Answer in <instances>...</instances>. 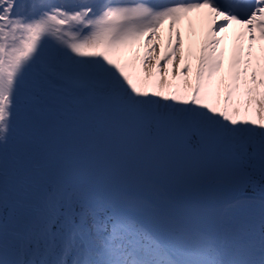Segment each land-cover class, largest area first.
I'll return each instance as SVG.
<instances>
[{"label":"snow or ice","instance_id":"1","mask_svg":"<svg viewBox=\"0 0 264 264\" xmlns=\"http://www.w3.org/2000/svg\"><path fill=\"white\" fill-rule=\"evenodd\" d=\"M0 264H264V0H0Z\"/></svg>","mask_w":264,"mask_h":264},{"label":"rangeland","instance_id":"2","mask_svg":"<svg viewBox=\"0 0 264 264\" xmlns=\"http://www.w3.org/2000/svg\"><path fill=\"white\" fill-rule=\"evenodd\" d=\"M166 28L167 25H165V33H166ZM186 32V29H182ZM175 43V36L173 34V44ZM155 55H161L162 51H166L167 50V41L166 38L165 40H163L161 43L156 44L155 46ZM186 45H185V51H186ZM178 58L174 61V63L169 64L168 67L172 68V67H178ZM161 64H163V61H161ZM229 216L231 218V220L235 221V222H239V223H244V224H248V225H252L254 227H256L257 229L259 228V210L254 209V210H250V209H246V208H241V209H233L230 210L229 212ZM231 224L230 223H226L225 227H230ZM158 231H160L163 235V231L162 229H160L158 226L155 227ZM165 237V235H164ZM166 239V238H165Z\"/></svg>","mask_w":264,"mask_h":264},{"label":"trees","instance_id":"3","mask_svg":"<svg viewBox=\"0 0 264 264\" xmlns=\"http://www.w3.org/2000/svg\"><path fill=\"white\" fill-rule=\"evenodd\" d=\"M234 198H235V194H233L231 192H225L222 194H218L214 200H210L208 202H210L215 207H222V205L225 201H230ZM155 227L156 226H153L154 231L156 232L158 237L161 239L162 242L166 243V239H165L164 235L160 231H158Z\"/></svg>","mask_w":264,"mask_h":264}]
</instances>
